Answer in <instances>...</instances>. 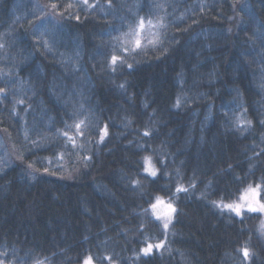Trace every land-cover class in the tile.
<instances>
[{
  "label": "trees",
  "instance_id": "1",
  "mask_svg": "<svg viewBox=\"0 0 264 264\" xmlns=\"http://www.w3.org/2000/svg\"><path fill=\"white\" fill-rule=\"evenodd\" d=\"M0 90L2 264H264V0H0Z\"/></svg>",
  "mask_w": 264,
  "mask_h": 264
},
{
  "label": "snow or ice",
  "instance_id": "2",
  "mask_svg": "<svg viewBox=\"0 0 264 264\" xmlns=\"http://www.w3.org/2000/svg\"><path fill=\"white\" fill-rule=\"evenodd\" d=\"M85 3H87V0H84ZM57 5L56 4H52V8H56ZM149 24H151V21L148 22ZM145 26V21L143 19L140 20L139 22V29H143ZM135 45L136 47L140 46V40L137 39L135 41ZM111 62L112 65L115 66L118 62L119 63H123V58L117 55H113L111 58ZM129 67H131V65H129ZM3 91V90H0ZM77 129L80 128V125L77 124L76 125ZM148 133H145V135H147ZM107 135V131L106 129L102 132L101 135V141L104 139V136ZM146 163H147V158H146ZM146 171H148V169H145ZM150 174L152 176H155L156 173L154 171L150 172ZM178 191H186V189H182V188H178ZM264 191V187H262L261 185H256L255 188H253L251 185H249V187L247 189H245L244 193L241 194L239 201L240 202H233V203H228V204H217V207H221L223 209H226L232 213H235L236 216H241L242 212L246 209L249 212H264V203H261L258 199L257 196H259L260 192ZM163 203L159 198H157V204H153L152 208L156 209L158 204ZM215 203V202H214ZM167 209L168 212H166L164 215L169 216L171 215L172 212L175 211V209L172 207L171 204L167 205ZM160 217L157 216V219H159ZM164 228L167 229L168 228V223L164 224ZM162 247V243L153 245L151 243L147 244L146 247H144L143 249H141V251L143 252L144 255H149L152 253L153 249H160ZM242 254L245 258V260L250 258V252L249 249L244 248L241 250ZM0 264H2V262H0ZM36 264H43L42 261H37ZM84 264H92V258H86L84 261Z\"/></svg>",
  "mask_w": 264,
  "mask_h": 264
},
{
  "label": "rangeland",
  "instance_id": "3",
  "mask_svg": "<svg viewBox=\"0 0 264 264\" xmlns=\"http://www.w3.org/2000/svg\"><path fill=\"white\" fill-rule=\"evenodd\" d=\"M151 32H156V28H155L154 24H152V23L149 24L148 21H145V26H144V28H143L142 30L139 29V25H138L137 29L133 32V38L136 39L137 37H140V43H141V37L144 36V39H146V37H147ZM135 35H137V36H135ZM134 39H133V40H134ZM135 41H136V40L133 41V47L136 46V45H135ZM143 44H144V43H143ZM143 44H142L141 46H143ZM146 158H147V163H146ZM146 158L144 159V172H145L146 174H148V175H151L150 172H152V171H154V172L156 173L155 169L153 168V166H152V164H151L150 159H149L148 157H146ZM146 168L148 169V171L145 170ZM151 176H152V175H151ZM252 187L255 188L256 186H252ZM247 188H248V187H247ZM247 188H246V189H247ZM244 191H245V189L240 193V195L238 196V198H237L236 200H234V201H232V202H224V203H221V205H222V204L233 203V202H240V201H239V198H240L241 194L244 193ZM158 198H159L163 203L158 204L156 209H153L152 206H151V207H150V214H151L154 218H156V219H157V216L160 217L158 220H159L160 223H161V226H162V229H163L164 233H167V232L169 231L170 223H171V221H172V219H173V213H174V212L171 213L170 217L164 215L166 212H168L167 205H168V204H171V203H170V202H167L165 199H163V198H161V197H158ZM257 199H258L261 203H264V201L260 198V195L257 196ZM153 204H157V198L155 199V201H154ZM153 204H152V205H153ZM171 205H172V204H171ZM172 207L174 208L173 205H172ZM243 212H249V211H247V210L245 209ZM243 212H242V213H243ZM254 213L259 214V216H260V220H259V228H260V229H263V228H264V212H254ZM165 223H168V228H167V229L164 228V224H165ZM159 243H162V245H163V241H158V242L151 243V244L156 245V244H159ZM147 244H149V243H147ZM147 244L144 245L141 249H143L144 247H146ZM153 250H155V248H154ZM141 253L143 254L142 251H141ZM141 253H140V254H141ZM86 258H89V256L84 257V259H83L79 264H84V261H85ZM92 264H95L93 260H92ZM109 264H115V263H114L113 261H110Z\"/></svg>",
  "mask_w": 264,
  "mask_h": 264
}]
</instances>
